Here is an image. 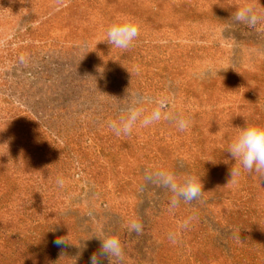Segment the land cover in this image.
<instances>
[{
    "label": "rangeland",
    "instance_id": "rangeland-1",
    "mask_svg": "<svg viewBox=\"0 0 264 264\" xmlns=\"http://www.w3.org/2000/svg\"><path fill=\"white\" fill-rule=\"evenodd\" d=\"M247 3L264 11V0H0V264H89L104 234L119 236L122 264H264V183L227 184L235 127L264 125V25L230 20ZM118 15L140 27L126 52L99 42ZM161 94L188 130L108 129L133 99L150 108ZM152 166L201 177V201L170 213L171 193L144 183ZM66 235L68 247L53 243Z\"/></svg>",
    "mask_w": 264,
    "mask_h": 264
},
{
    "label": "clouds",
    "instance_id": "clouds-1",
    "mask_svg": "<svg viewBox=\"0 0 264 264\" xmlns=\"http://www.w3.org/2000/svg\"><path fill=\"white\" fill-rule=\"evenodd\" d=\"M230 20L249 28H257L258 25H264V11L258 9L254 3H247L237 7ZM139 35L140 27L134 18L118 15L107 26L105 38L99 42L108 44L110 48L126 52L132 48L133 42ZM20 62L26 63L25 56L20 57ZM100 69H98L99 72H101ZM136 71L138 73L139 69ZM103 72L104 69L101 73ZM171 102L170 96L161 94L151 102L152 106L147 108L144 106V99L137 97L120 110L116 119L108 120L107 127L117 137L130 136L137 127L147 128L161 121L173 122L181 132L188 130L191 124L190 119L183 114L170 111ZM235 129V134L227 149V153L230 154L229 159L235 161L229 168L230 178L227 184L237 183L242 173L255 175L261 183H264V125L246 122L245 126L235 127ZM229 159L223 162L228 164ZM143 180L145 184L166 189L171 193L168 211L173 214L181 203L192 205L194 202H200L204 192L201 177L194 174L180 175L163 166H152L145 169ZM56 183L62 188L65 180L58 178ZM196 219L195 214L184 218L175 230L168 233L169 241L176 244L179 233L188 230ZM127 228L129 232L137 235L143 232V224L137 220L129 221ZM66 237L67 235L58 237L53 243L62 249L66 248L71 244ZM92 238L99 240L100 246L90 256L89 264H105L106 261L107 264H114V262L122 264L124 250L118 235H94Z\"/></svg>",
    "mask_w": 264,
    "mask_h": 264
},
{
    "label": "trees",
    "instance_id": "trees-1",
    "mask_svg": "<svg viewBox=\"0 0 264 264\" xmlns=\"http://www.w3.org/2000/svg\"><path fill=\"white\" fill-rule=\"evenodd\" d=\"M195 260H198V259H195ZM203 264H205V263H203Z\"/></svg>",
    "mask_w": 264,
    "mask_h": 264
}]
</instances>
